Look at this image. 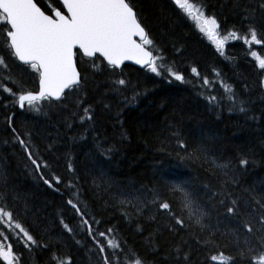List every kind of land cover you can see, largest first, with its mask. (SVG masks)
Instances as JSON below:
<instances>
[{
	"label": "trees",
	"instance_id": "16d2710c",
	"mask_svg": "<svg viewBox=\"0 0 264 264\" xmlns=\"http://www.w3.org/2000/svg\"><path fill=\"white\" fill-rule=\"evenodd\" d=\"M42 2L47 5L49 0ZM129 2L164 49L167 67L182 73L185 82L125 65L122 71L130 85L117 93L108 87L113 77L90 69L82 73L87 84L80 95L94 109L96 122L84 129L77 124H73L75 130L69 129L67 116L58 108L21 112L6 102L7 108L0 106V182H7L16 198L13 206L34 236L53 244L58 256H70L73 264H102V260L80 218L66 205L69 198L80 205L87 218L102 222L100 230L112 228L113 238L135 249L144 264H174L172 253L181 239L188 242L185 251L191 253L192 264H206V253L195 242L198 225L193 220L199 209L196 205L183 208L174 185L183 184L197 192L207 182L219 185L223 173L205 161L207 155L208 161L230 166L240 189L264 192V76L247 46L230 40L221 56L170 0ZM190 2L202 3L222 29L247 28L245 11L251 12L258 29H264L259 0ZM252 50L264 57V45H253ZM9 67L14 77L22 78L26 89L36 90L35 74L27 66L9 60ZM192 67L198 68L200 78L191 73ZM4 74L0 69V78ZM204 76L213 82L209 87L202 84ZM221 81L234 90L235 104ZM211 95L217 100L209 103ZM241 99L246 103L245 112L239 111ZM12 112L14 126L25 139L31 132L33 151L49 162L45 176L51 179L52 172L61 176L59 191L43 183L24 149L13 142L6 118ZM179 142L187 148L181 149ZM241 160H247V165L242 166ZM69 162L74 172L67 170ZM70 181L76 187H70ZM161 201L169 202L177 215L192 223V230L178 235L169 231L170 217L157 207ZM190 212L193 220H189ZM61 217L73 228L71 236L59 224ZM218 242L226 255L236 256L245 248L243 237L234 238L226 223ZM50 260L51 253L43 248L24 254L25 264H49Z\"/></svg>",
	"mask_w": 264,
	"mask_h": 264
},
{
	"label": "snow or ice",
	"instance_id": "6c2138e0",
	"mask_svg": "<svg viewBox=\"0 0 264 264\" xmlns=\"http://www.w3.org/2000/svg\"><path fill=\"white\" fill-rule=\"evenodd\" d=\"M172 2L195 22L198 31L221 56L225 55L230 40L240 41L247 46L264 76V57L252 50L253 45H264V29L256 27L250 11L242 13L248 22L247 28L242 31L236 28L222 29L217 17L208 14L202 3L197 6L190 0ZM258 7L264 11V0H259ZM0 51L4 53L0 55V69L5 73L0 78V106L7 108L6 102H10L21 112L38 113L45 106L49 109L55 107L62 116H67L70 122L66 121V126L72 130H75L73 124L84 129L89 123L96 122L94 109L80 95L87 84V77L82 73L90 69L113 77L108 87L117 93L125 91L130 85L122 71L126 61L134 62L157 77L166 74L175 81L185 82L182 73L167 67L164 49L156 44L129 0H49L47 5L42 0H0ZM9 60L19 61L20 65L27 66L35 74L38 90L26 89L22 78L14 77ZM98 61L101 63L98 64ZM27 69L22 71L26 72ZM117 70H121L119 74ZM191 73L200 78L198 68L192 67ZM215 74L220 75L218 72ZM201 79L205 87L213 83L207 76ZM221 87L235 104L237 97L232 87L223 81ZM261 87H264V80ZM208 99L212 103L217 97L211 95ZM126 102L131 101L126 98ZM104 107L110 108L107 104ZM239 111H246V103L242 99ZM6 118L14 136L13 142L24 149L34 171L48 188L59 191L57 186L63 180L54 172L51 179L45 176L44 170L50 169V164L33 151L31 132L27 133L25 139V134L17 130L14 126L15 112ZM179 147L187 148L183 142H179ZM199 151L203 152V149ZM205 161L223 173L219 185L213 186L207 182L197 192L186 185L177 184L174 191L181 194L183 208L196 205L199 209V215L194 220L193 214L189 213V220L198 225L195 242L206 253V264H264V192L240 189L239 181L234 174H230L229 165L216 160L208 161L207 155ZM247 163V160L240 161L242 166ZM66 167L69 172L75 171L70 162ZM69 186L76 187V184L70 181ZM15 199L7 182H0V264H25V252L31 253L34 248L47 249L51 253L49 264H73L70 256H58L53 244L42 242L34 236L30 226L26 225L13 206ZM152 202L156 203L155 200ZM66 205L80 218L81 225L86 228L101 254L102 264H144L135 249L113 238L112 228L100 230L102 222L95 217L87 218L85 211L72 198L66 201ZM136 207L139 208V205ZM157 207L170 217L169 231L178 235L181 231L187 234L192 230L193 224L177 215L169 202L161 201ZM224 223L231 229L234 238L243 237L245 248L236 256L226 255L220 250L218 240ZM59 224L69 236L73 234V228L62 217ZM187 246L188 242L181 239L172 253L174 264H192L191 253L185 251Z\"/></svg>",
	"mask_w": 264,
	"mask_h": 264
},
{
	"label": "water",
	"instance_id": "95a60500",
	"mask_svg": "<svg viewBox=\"0 0 264 264\" xmlns=\"http://www.w3.org/2000/svg\"><path fill=\"white\" fill-rule=\"evenodd\" d=\"M171 2H172V0H170ZM173 3V2H172ZM174 4V3H173ZM18 64H20V62L19 61H16ZM125 65H128V66H132V67H134V68H136V69H139V70H143V69H141L140 67H139V65H136L134 62H132V61H126L125 62ZM124 65V66H125ZM24 66V65H23ZM36 90H38V80H37V88H36ZM20 111V110H19ZM47 186V185H46ZM48 187V186H47Z\"/></svg>",
	"mask_w": 264,
	"mask_h": 264
},
{
	"label": "rangeland",
	"instance_id": "374dc122",
	"mask_svg": "<svg viewBox=\"0 0 264 264\" xmlns=\"http://www.w3.org/2000/svg\"><path fill=\"white\" fill-rule=\"evenodd\" d=\"M194 22V21H193ZM194 24H195V22H194ZM197 28V27H196ZM210 42V41H209ZM211 43V42H210ZM212 44V43H211Z\"/></svg>",
	"mask_w": 264,
	"mask_h": 264
}]
</instances>
